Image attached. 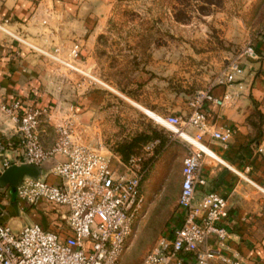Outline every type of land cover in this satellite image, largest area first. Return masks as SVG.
I'll return each instance as SVG.
<instances>
[{"label":"rangeland","instance_id":"1","mask_svg":"<svg viewBox=\"0 0 264 264\" xmlns=\"http://www.w3.org/2000/svg\"><path fill=\"white\" fill-rule=\"evenodd\" d=\"M41 4L49 20L30 32L36 47L22 40L29 39L27 35L20 33L19 39L2 29L13 39L8 55L14 61L34 59L32 72L39 91L34 105L46 109L42 125L46 132L53 130V145L61 123L71 125L82 142L103 151L138 140L134 153L143 154L150 164L142 184L146 215L119 264H142L176 218L183 158L192 147L184 135V139L173 137L155 119L171 113L186 119L195 92L205 89L246 45L252 43L256 49L264 39V0H31V15ZM75 42L83 51L79 62L85 75L50 55L59 47L60 57L67 58ZM259 60L245 61V77L258 71ZM254 104L256 119L250 121V138L244 146L253 158L243 172L263 184L264 112ZM214 114L218 116L212 112L210 120L218 118ZM144 134L159 141L153 156L146 154ZM212 161L217 164L211 179L215 184L218 168H228ZM228 171L240 181L242 191L251 194L246 198L249 206L264 203V194L251 182ZM31 206L25 203L23 221L43 226V209L35 216ZM260 217L249 210L244 228L238 230L251 228Z\"/></svg>","mask_w":264,"mask_h":264},{"label":"built area","instance_id":"2","mask_svg":"<svg viewBox=\"0 0 264 264\" xmlns=\"http://www.w3.org/2000/svg\"><path fill=\"white\" fill-rule=\"evenodd\" d=\"M50 55L69 69L86 74L79 62V43L70 46L67 58L60 57L59 47ZM257 58L254 45L249 43L205 89L195 92L186 119L171 113L159 115L155 121L168 128L173 137L189 134L204 143L208 134L227 148L237 129L229 124L212 127L207 108L234 105L245 86L244 63ZM222 87L224 91L217 93ZM0 110L18 121L16 134L5 143L16 155L3 159L0 173L13 164L45 168L52 162L42 177L23 178L16 188L17 198L27 204L45 200L68 209L64 218L68 233L64 237L35 222L19 230L0 222V264H119L146 215L142 184L149 159L132 154L125 161L110 150L90 147L73 134L68 123L57 126V139L46 149L41 140L46 109L17 98L11 103L0 99ZM158 143H148L146 154L153 156ZM190 144L183 159L177 202L180 214L159 236L142 264H245L231 242L234 233L228 199L217 191L203 190L208 185L204 174L206 152ZM49 175L57 182L48 181ZM245 178L264 194V183Z\"/></svg>","mask_w":264,"mask_h":264},{"label":"crops","instance_id":"3","mask_svg":"<svg viewBox=\"0 0 264 264\" xmlns=\"http://www.w3.org/2000/svg\"><path fill=\"white\" fill-rule=\"evenodd\" d=\"M30 7L31 0H0V99L7 103L20 98L25 104H35L39 94L35 83V75L32 72L34 67L31 64L34 62V59L28 57L24 60L14 61L11 55H8L10 47H13V39L8 36L9 34L21 39L23 36L20 37V33H23L29 39L22 40L30 46L36 47L33 44L34 40L30 37V32H36L42 23L49 20L46 7L43 4L32 15ZM2 29L6 30L9 34L3 33ZM256 50L260 58L255 64L258 71H254L245 77V86L238 97L237 103L228 107L210 106L207 108L208 118L210 117L209 121L212 127L216 128L229 124L237 128L238 133L235 135L236 140L233 145L223 148L215 140H212L211 143L209 135L204 137L206 145L195 137L184 134L185 140L196 147L202 148L206 152V159L208 161L206 160L204 165V174L208 179V185L203 190L217 191L227 199L229 197L230 225L234 233V240L231 242L244 258L245 264H264V211L262 212L264 210V203L263 200L254 202V204H250L252 206L250 207L246 198L251 194L247 191H242L240 181L228 169L240 176L247 177L244 172H247L249 168L248 165L252 161L253 153L249 148L245 149L244 146L248 144L250 138L252 127L250 121L256 119L254 115V103H259L261 110L264 112V39L258 42ZM82 55L83 51H81ZM44 60V58H41L40 63H44ZM231 88L232 90L235 89L234 87ZM223 91V87L216 90L217 93H222ZM212 112L218 113V116L214 114V117H218L215 120H210ZM17 127L18 121L0 110V167L6 156L14 157L16 155V152L7 148L5 143L8 137L16 134ZM41 130L42 143L46 149H49L52 147L55 139L54 132L52 129H49L47 132L44 131L43 125ZM260 149L264 152V140L260 144ZM212 160L219 161L224 166H227V168L229 167L228 169L218 168L220 170L219 179L215 184L211 183V179L213 173H215V169H217V164H213ZM51 163L50 161L47 162L45 169H48ZM225 170L227 172L223 177L222 174ZM47 179L50 182H57V178L53 175H49ZM26 208L25 203L17 198L16 192L14 194L9 188L0 187L1 223H8L14 230L21 229L25 224H28L23 221ZM39 209H43L45 214L43 222L45 228L60 234L62 237L68 233L64 219L68 213L67 207L49 203L45 200H39L30 207L35 216H37ZM249 210L257 212L261 217L256 219L251 228L238 230L239 226L243 227L245 214ZM179 214L180 209L178 207L175 217L179 216Z\"/></svg>","mask_w":264,"mask_h":264},{"label":"water","instance_id":"4","mask_svg":"<svg viewBox=\"0 0 264 264\" xmlns=\"http://www.w3.org/2000/svg\"><path fill=\"white\" fill-rule=\"evenodd\" d=\"M226 172L225 170L223 174ZM44 173L45 168L40 165L28 163H23L21 165L13 164L0 174V187H7L16 192V188L20 185L24 177L30 176L33 178H40Z\"/></svg>","mask_w":264,"mask_h":264},{"label":"trees","instance_id":"5","mask_svg":"<svg viewBox=\"0 0 264 264\" xmlns=\"http://www.w3.org/2000/svg\"><path fill=\"white\" fill-rule=\"evenodd\" d=\"M144 140L146 142V145L152 141H154V138H152L151 136L145 135L144 134ZM151 138V139H150ZM138 140L136 139H132L131 141L117 147L116 149H113L112 152L119 154L123 160L127 161L128 158L130 157V155L135 154L134 153V149L136 148V146L138 145L139 142H137ZM149 160L146 162L147 164ZM150 165V164H149Z\"/></svg>","mask_w":264,"mask_h":264}]
</instances>
